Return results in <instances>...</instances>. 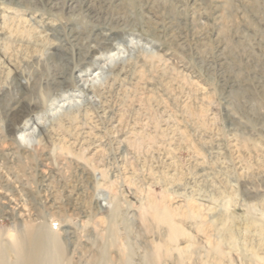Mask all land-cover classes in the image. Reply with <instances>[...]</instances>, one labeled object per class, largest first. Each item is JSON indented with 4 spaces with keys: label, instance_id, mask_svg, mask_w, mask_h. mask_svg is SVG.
Instances as JSON below:
<instances>
[{
    "label": "rangeland",
    "instance_id": "obj_1",
    "mask_svg": "<svg viewBox=\"0 0 264 264\" xmlns=\"http://www.w3.org/2000/svg\"><path fill=\"white\" fill-rule=\"evenodd\" d=\"M41 224L70 264H264V0H0V264Z\"/></svg>",
    "mask_w": 264,
    "mask_h": 264
},
{
    "label": "bare ground",
    "instance_id": "obj_2",
    "mask_svg": "<svg viewBox=\"0 0 264 264\" xmlns=\"http://www.w3.org/2000/svg\"><path fill=\"white\" fill-rule=\"evenodd\" d=\"M20 136L23 137L22 134ZM7 243L14 253L12 264H70L64 243L47 224L24 225L10 234ZM2 249L1 246L0 262L3 260L6 263ZM104 249L103 247L99 256L91 259L90 264H111Z\"/></svg>",
    "mask_w": 264,
    "mask_h": 264
}]
</instances>
